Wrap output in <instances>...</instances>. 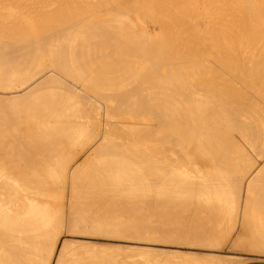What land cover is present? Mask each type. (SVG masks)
<instances>
[{
    "label": "bare ground",
    "instance_id": "obj_1",
    "mask_svg": "<svg viewBox=\"0 0 264 264\" xmlns=\"http://www.w3.org/2000/svg\"><path fill=\"white\" fill-rule=\"evenodd\" d=\"M5 87H23L0 91L8 230L64 235L61 251L128 233L162 250L224 243L240 220L237 234L249 223L264 251V0H0ZM150 250L147 263L160 264ZM104 251L89 263L115 264ZM167 254L164 264L218 263Z\"/></svg>",
    "mask_w": 264,
    "mask_h": 264
},
{
    "label": "crops",
    "instance_id": "obj_2",
    "mask_svg": "<svg viewBox=\"0 0 264 264\" xmlns=\"http://www.w3.org/2000/svg\"><path fill=\"white\" fill-rule=\"evenodd\" d=\"M0 160H1V158H0ZM27 170L28 169H22L23 175H34V173H36L35 175H49L48 173L47 174L46 173H40L38 171L36 172L34 170H31V169H29L28 171ZM8 171H10L9 168H1V175L2 176L7 175ZM32 171H34V173H31ZM0 185L2 186V184H0ZM52 193L54 194L53 191L52 192L49 191L50 195ZM1 202H2L1 203L2 206L0 205L1 208H5V207L9 206V205L5 206V203H6L5 201H1ZM7 203H8V201H7ZM46 204H48L49 207L50 206L51 207L56 206L55 201L51 202L50 200H47ZM3 205H4V207H3ZM120 219H122V218H120ZM123 219H125V216H123ZM127 219H129V221H130L133 219V216L130 215L127 217ZM6 224L7 223L3 219H0V225H1L0 226V264H24L23 261L25 262V264H35V263L36 264H44V263L45 264H62L65 258L71 259V261L65 259L66 260L65 264L66 263H68V264H90L89 260H88V257L90 256V251L95 252V254H98L97 259L100 256L99 253L104 251L105 243L98 242V241H93V242H97L96 244L91 243V246H93L95 248L97 247L96 245H98L97 249L94 248V249L90 250L88 248V246L86 245V243H85V245H83V244L79 245L78 243H74V245L72 247L61 251L62 249H60V245H61V241H62L64 235H61L58 238L56 236L53 237V236H51V234H48V233H40V232L38 233L35 230L31 231L29 233H19L18 231L8 230V228L5 226ZM239 224H240V220H239V222L235 228V231L232 232V234L230 236H228V239H226V241L224 243L213 245V246H207V247L197 246V245H188V244H182V243L170 244L172 246H168L167 249L162 248V250H163V252L166 250V255H169L167 253H170V254L176 253L180 256H192V257H196V258L201 257V255L202 256H210L211 255L210 257H216L217 258V260H218L217 264H264V251H261V249L250 245V242H249L250 241V235H249L250 234V224L249 223L243 224L242 228H243L244 232H243L242 236L237 234V231L239 230V228H241ZM1 228H2V230H1ZM34 232H36V233H34ZM34 235H35V237H34ZM44 235H45V237H44ZM67 236H70L69 240H72V241H74V240L76 241V236L79 237V235L75 234V233L69 234ZM134 236H136V235L132 234V237H131V235L128 233V235L127 236L125 235V237H122V236L113 237V238L106 237V238H111L114 241V247L111 249H106L105 251L107 253H105V251H104L103 254H105L107 256H111L113 258L115 264H122V263L123 264H129V263L135 264L137 260H138V262L139 261H141V262L136 263V264H141L142 262H144L142 264H150V263H147V262H149V260H147V258H146L149 250L151 249L150 250L151 253H152V249H153V251H157V253H159V250H161V249L156 250L158 247L155 244L149 243V241H145V240H142L141 238L134 237ZM82 238L84 241L85 237H82ZM88 239H90V238H88ZM91 239L95 240L93 238H91ZM235 239H237L239 241H235ZM23 240L26 241L27 243L24 242ZM45 240L46 241L49 240L50 242L49 241L46 242ZM97 240H99V239H97ZM232 240H234L235 242L233 243ZM42 241L45 243H42ZM23 243L24 244L26 243V245H24ZM48 243H50V244L48 245ZM40 244H41V247L43 244L42 248H39ZM99 246L101 249L99 248ZM101 246H103V247H101ZM169 247H170V249H168ZM33 248L36 250H37V248H39V249L44 248V251L40 250L41 251L40 252L38 249V252H39L38 253L37 251L35 252ZM45 248L47 250H45ZM145 249H147V250H145ZM130 250H131V252H130ZM162 250L160 251L161 257L163 255L164 258H162V259L160 258L161 259L160 264H164L163 259H165L167 257L166 255L163 254ZM59 251L65 253L66 256H63V259H62L61 255L58 254ZM31 252L34 254L31 255ZM113 253H115V254H113ZM151 253H149V254H151ZM103 254H101V255H103ZM33 255H34V258H33ZM37 255H38V257L40 256L39 258L42 262L38 258H37V262L35 261L36 260L35 257H37ZM42 255L47 256L46 262H45L44 257ZM133 255H135L134 258L132 257ZM73 256H74V258H73ZM129 257H131V259ZM58 258L63 260V261H60ZM102 258L104 259V255ZM124 258H126V259H124ZM145 258H146V260H145ZM55 259H57L56 262H55ZM72 260H74L76 262L74 263V261H72ZM125 260L126 261L128 260L127 263L125 262ZM78 261H80V262H78ZM102 264H105V263H102ZM112 264H114V263H112ZM166 264H168V263H166Z\"/></svg>",
    "mask_w": 264,
    "mask_h": 264
},
{
    "label": "rangeland",
    "instance_id": "obj_3",
    "mask_svg": "<svg viewBox=\"0 0 264 264\" xmlns=\"http://www.w3.org/2000/svg\"><path fill=\"white\" fill-rule=\"evenodd\" d=\"M143 23H144V22L139 23V25L142 27V29H148V31H152V30L154 29V26H152V24H150V23L147 24V23H146L147 25L144 24V25H145V26H144ZM139 25L137 24L138 27H136V29L139 30V31H141L142 29H141V27H139ZM150 26H151V27H150ZM138 28H139V29H138ZM150 29H151V30H150ZM45 58H46V57H45ZM45 58L43 57V60H40V59H39V60L37 61L39 65H43L42 63L40 64V61H44V63L46 64V66H47V65L50 66L49 68H48V66H47L45 69H47V68H48V69H47V70L44 69L45 71H48V73H50V72L52 73V71H56V72H53L52 74H56V75H58L59 77H58V76H57V77L63 80V81H61V80L59 79V81H61V83L63 82L62 85H65V83H64L65 80L68 81V82H66V83H70V84L73 83L74 80H73V79H72L73 81H72V80H69V77H70L69 75H68V76L63 75L64 73L62 72V73H63V74H62V73L60 72L59 69H56L55 66H53L54 68H52V66H51L52 63L49 62L50 64H47V61H45ZM46 60H47V58H46ZM35 62H36V61H35ZM35 62H34V63H35ZM37 62H36V64H35L36 66H38ZM29 63H30V62H29ZM32 64H33V63H32ZM52 65H53V64H52ZM31 66H32V65H31ZM33 67H35V66H33ZM33 69H34V68H33ZM50 69H52V70H50ZM53 69H54V70H53ZM21 71H22V69H21ZM23 71H24V72L26 71V72H25V75H27V69H26V70L23 69ZM23 71H22V72H23ZM49 71H50V72H49ZM19 72H20V71H19ZM29 72H31V70H30ZM32 72H33V70H32ZM32 72H31V73H32ZM58 72L61 73V75H60ZM57 73H58V74H57ZM28 74H29V73H28ZM18 75L21 76L20 74H17V73H16V74H15V73L13 74V76H17V77H18ZM23 75H24V74H23ZM37 75H38V74H37ZM37 75H36V76H33V78L30 80V82H31V81H34L35 79H36V81H38L39 79H41V76H40V78H39V75H38V76H37ZM40 75H41V74H40ZM54 76H55V75H54ZM61 76H65V77H67L68 79H63V77H61ZM36 77L38 78V80H37ZM65 77H64V78H65ZM13 78H15V77H13ZM9 79L12 80V76H10ZM16 79H17V78H15V80H16ZM13 80H14V79H13ZM77 83H78V84H79V83L81 84V82H77ZM27 84H28V83H27ZM11 88H12V89H11ZM11 88H10V87H9V89H7L6 87L3 88V89L1 88L0 91H1V92H4V91H5L4 93H6V94H8V95H11V93H13V92L16 93V92H19V91H21V90L23 91V87H22V88L20 87L21 89L18 88V87H17V88L15 87V88L17 89V90L15 89L16 91H14V88H13V87H11ZM4 89H6L7 91L4 90ZM64 89H65V88H64ZM64 89H63V90H64ZM2 90H4V91H2ZM65 90H66V89H65ZM22 91H21V92H22ZM9 92H10V93H9ZM27 125H28V124H27ZM28 127H29V126H26L25 128H28ZM30 128H31V126H30ZM30 128H29V129H30ZM25 130H26V129H25ZM66 139L68 140V138H66ZM66 139L62 140V142L59 144V146H60L61 148L65 146L64 143H63V141H65ZM85 139H86V137H84V134H82L81 136H78V137L75 138V140H77L78 143H79V141H81V140L83 141V140H85ZM148 143H150V144H154V143H155V144H158V142L155 141L154 139H152V140L149 139V141H147V143H146V146L148 145ZM90 144H91V143H90ZM90 144L88 143L89 146H90ZM78 145H80V144H78ZM82 145L84 146V145H87V144H86V143H85V144L83 143ZM88 145H87V146H88ZM143 145H144V144H142V146H143ZM89 146H88V147H89ZM144 146H145V145H144ZM144 146H143V147H140V148H143V149H144V148H145ZM146 149H147V148H146ZM75 150H76V149H73V150H72V154H73L74 156L78 157V158H80L81 156L83 157V156H85V155L87 156V155L91 152V148H90V150H89V149H87V150H85V149L80 150V151H82V152L85 151V152H83V153H80V151L74 153ZM86 151H87V152H86ZM149 152H150V151H149ZM59 153H60V154H61V153H64V151H61V152H59ZM151 153H152V152H151ZM46 154H50V153H46ZM76 154H77V155H76ZM83 154H84V155H83ZM149 154H150V153H149ZM150 155H151V154H150ZM170 155H172V154H170ZM170 155H169V156H170ZM174 155H176V154H174ZM176 156H177V155H176ZM156 159H158V161H159V159L161 160L160 157H159V158H156ZM77 160H80V159H77ZM161 161H162V160H161ZM162 162H163V161H162ZM166 171H167V170H166ZM166 171H165V170L163 171V173H162V177H165V175H166L165 172H166ZM154 173H155V172H154ZM148 175H149V174H148ZM153 175H154V174H153ZM152 177H153V176H152ZM148 192H153V191H150V190L148 191V190H147V193H148ZM241 208H242V206H241ZM241 208H240V212H239L240 214H239V216H238L239 219L241 218V216H240V215H241ZM123 216H125V219H123ZM127 217H128V215H127V214H124V213H120V214L116 215V218H117V219L122 218V220H128V221H129V219H127ZM237 224H238V223H237ZM239 225H240V224H239ZM233 232H234V231H233ZM231 234H232V233H231ZM97 237H98V238H97ZM99 237H102V236H96V237L94 236L93 239H95V240L98 241V242H104V243L107 242V243H106V246H107L106 249H111V248H112L113 245L111 246L110 243L113 242L112 244H114V241L111 239V238L114 237V236H107V237H111V238H106V237H105V239H102V240H100L101 238H99ZM115 237H117V236H115ZM96 238L99 239V240H97ZM90 241H91V240H90ZM92 241H93V240H92ZM107 244H108V245H107ZM109 244H110L111 247H109Z\"/></svg>",
    "mask_w": 264,
    "mask_h": 264
}]
</instances>
